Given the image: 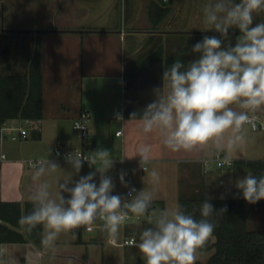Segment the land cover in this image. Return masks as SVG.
Wrapping results in <instances>:
<instances>
[{
  "label": "crops",
  "instance_id": "crops-1",
  "mask_svg": "<svg viewBox=\"0 0 264 264\" xmlns=\"http://www.w3.org/2000/svg\"><path fill=\"white\" fill-rule=\"evenodd\" d=\"M209 0H0V76L22 75L27 71L35 47L39 48L43 87V117L31 121L27 137L19 139L16 146L5 149L4 142L15 131H6L7 137L0 145V201L24 204L30 202L33 169L29 161L49 158L58 163L51 182L61 181L71 175V167L57 158L54 146L62 144L66 150L82 149L85 154L104 148L111 151L114 168L108 173L113 178V194L122 193L117 179L121 170L127 172L126 181L139 189L150 187L156 199L153 208L163 209L190 198L211 200H239L233 198L237 189L230 181L243 177L247 170L241 167L218 168L211 149L192 152H172L156 133L144 134L137 120H129L133 112L142 110L155 97L152 90L163 87V72L176 59L185 64L197 58L192 46L205 35L218 33L203 31L202 6ZM238 2V0H237ZM264 22V13L254 14V24ZM40 31V32H34ZM43 31V32H41ZM238 30H230L235 44ZM82 112L89 115L86 139L81 142L72 130L74 121ZM123 115V122L116 119ZM260 129L246 128V141L233 161L264 163V110L255 113ZM6 124L17 125L18 121ZM123 131L122 137L115 133ZM152 147L150 169L158 171L160 179L155 185L139 168V156H132L142 144ZM5 149V150H4ZM50 149V152H49ZM221 157L223 153H219ZM95 171L87 162L73 181ZM144 177V178H143ZM97 183L99 175L95 178ZM53 192L55 187H53ZM224 199H220L221 195ZM67 195V194H65ZM264 201V200H261ZM260 201V202H261ZM248 204V203H247ZM248 228L264 224V207L248 204ZM251 225V226H250ZM151 225L147 217L140 224L125 228L138 242L139 233ZM252 227V228H251ZM100 224L80 228L77 241L59 240L54 258L69 259L74 251L65 249L84 243L82 233L90 242H97L95 230ZM92 234L93 236H90ZM115 238L106 235L110 246ZM70 243V244H69ZM60 246H64L60 250ZM122 249V248H120ZM123 264H145L139 250L133 246L122 249ZM83 264H91L89 253L75 252ZM128 254V257H126ZM52 254L31 242L0 244V264H44ZM207 258V257H206ZM205 261V260H204ZM48 264V263H47ZM52 264V263H51Z\"/></svg>",
  "mask_w": 264,
  "mask_h": 264
},
{
  "label": "clouds",
  "instance_id": "clouds-1",
  "mask_svg": "<svg viewBox=\"0 0 264 264\" xmlns=\"http://www.w3.org/2000/svg\"><path fill=\"white\" fill-rule=\"evenodd\" d=\"M264 13V0H209L202 6L205 30L219 34L205 35L191 52L195 60L185 64L176 59L163 72V87L152 90L155 99L139 115L133 112L129 120H137L144 134L156 133L172 152H192L211 149L223 153L230 167L237 149L246 141V125L254 127L255 113L264 110V22L254 24V14ZM238 30L235 44L230 30ZM123 121V115L116 113ZM77 129L83 127L76 125ZM50 152V149H49ZM139 156V168L157 184L160 176L148 165L152 162V147L145 143L132 156ZM71 167L68 179L51 177L61 167L49 158L29 161L33 169L28 197L32 209L22 215L18 224L32 234L40 229L41 247L55 257L62 235L76 239L81 227L100 222L102 231L111 238L119 236L121 228L132 218L147 216L151 225L139 233L135 247L145 264H196L201 251L214 241V215L227 208L214 209L206 195L199 214L187 212L179 203L163 209L153 208L156 199L150 187L137 190L126 181L127 172L118 174L126 195L113 194L115 183L108 173L114 168L111 151L98 148L87 154L76 149L64 157ZM87 162L95 171L73 181ZM99 175L97 183L96 177ZM144 178V177H143ZM239 196L248 204L264 200V175L251 172L230 181ZM53 187L55 191L53 192ZM67 194V195H65ZM222 194L220 199H224Z\"/></svg>",
  "mask_w": 264,
  "mask_h": 264
},
{
  "label": "trees",
  "instance_id": "trees-1",
  "mask_svg": "<svg viewBox=\"0 0 264 264\" xmlns=\"http://www.w3.org/2000/svg\"><path fill=\"white\" fill-rule=\"evenodd\" d=\"M162 3L163 1L160 0ZM169 2V1H168ZM167 2V3H168ZM43 117V87L39 48L35 47L27 71L22 75L0 76V131L8 121H38ZM241 167L256 176L264 175V163L240 162ZM233 166V167H234ZM205 198H190L180 201L187 212L199 220V209ZM214 209L226 207L224 214L214 215L216 228L214 241H210L201 253L208 254L206 262L196 264H264V229L248 228V204L239 200H210ZM256 205L264 207V201ZM31 202L24 204L0 201V244H23L31 242L40 247V229L28 234L18 224L19 218L30 212ZM147 217V216H146ZM144 218L140 223L144 221ZM139 223V224H140ZM79 232V229L76 230ZM135 230L126 231L134 236ZM85 264V263H84Z\"/></svg>",
  "mask_w": 264,
  "mask_h": 264
},
{
  "label": "built area",
  "instance_id": "built-area-1",
  "mask_svg": "<svg viewBox=\"0 0 264 264\" xmlns=\"http://www.w3.org/2000/svg\"><path fill=\"white\" fill-rule=\"evenodd\" d=\"M163 3H167L169 0H162ZM123 122V121H121ZM7 122H5L2 127H1V131H0V145L2 144V142L5 140V138L7 137V135H5V132L6 131H15L17 133L16 134H13L11 136H9V139L12 141V142H17L19 139H25L27 137V131L25 128L29 127L31 125V121H28V120H25V121H18V124L17 125H12V124H6ZM89 123H90V118H89V115L88 113L86 112H82L80 114V116L74 121L73 125H72V130L76 133L77 135V138L79 141L83 142L85 139H86V135H87V132L89 130ZM254 127L252 125H246L248 126L252 131H257L260 129V125H259V119H258V116L255 114V118H254ZM79 124L81 125L83 128L82 129H77L75 128L76 125ZM122 129L117 131L115 133V136L116 137H122ZM54 149H55V152H56V155H57V158L60 160V161H63V162H66L64 157L67 153L69 152H72L73 150H66L62 144H55L54 146ZM76 150V149H74ZM83 152L82 149H79ZM84 153V152H83ZM5 155L3 153L0 154V160H5ZM215 165L222 169V168H231L234 166V161L232 162L231 166L229 167L225 162H224V159L223 157H221L219 154H216L215 155V158L213 159ZM117 179L119 180L118 178V175H117ZM130 182V181H129ZM130 187H135L137 190H140L136 185H134L132 182H130ZM128 191V188H125L123 185H122V193L121 195H126ZM143 218H141L139 221L136 220L135 218H132L130 219L123 227H122V237L120 239L119 242H116V241H112L111 243L115 246H118L122 249H125L126 247H129V246H133L135 245V240L133 238H128L125 234V228L127 225H130V224H139L141 221H142Z\"/></svg>",
  "mask_w": 264,
  "mask_h": 264
},
{
  "label": "rangeland",
  "instance_id": "rangeland-1",
  "mask_svg": "<svg viewBox=\"0 0 264 264\" xmlns=\"http://www.w3.org/2000/svg\"><path fill=\"white\" fill-rule=\"evenodd\" d=\"M28 129H26L27 131ZM19 141V140H18ZM17 142H12L10 139L4 142V148H10L13 146H16ZM4 149V150H5ZM148 221V220H147ZM100 222H97L96 225H99ZM251 226V225H250ZM84 229V227H81ZM252 228V227H251ZM264 229V224L261 223V226L256 225V227H254V230H261ZM93 235L98 236V241L95 242H90L89 241V236L88 234H85L84 232L82 233V239L84 240V243H81V245L78 244H73V246H67V248L65 249L68 251H81L82 253H89V257H90V261H88L91 264H123V257H125L122 249L120 248H116V247H112L108 244L107 239H106V234L102 231V230H95L93 232ZM92 234H90V236H93ZM121 235V231L119 236ZM119 236H117L115 239L119 240ZM71 235H62L60 237V240L64 241L65 243L70 242ZM78 237H76V239H73L74 241H77ZM70 244V243H69ZM60 250L64 249V246H60L59 248ZM73 254V257L71 256L69 259H63L61 257H57V258H51L53 260H49L48 258H46L44 260V264H83L78 258H76L75 256H77V254ZM126 257H128V254H126ZM207 257V258H206ZM209 255L205 254V253H201V255L199 256V259L197 261L199 262H206L208 259ZM205 260V261H204ZM83 262L85 263V261L83 260Z\"/></svg>",
  "mask_w": 264,
  "mask_h": 264
},
{
  "label": "water",
  "instance_id": "water-1",
  "mask_svg": "<svg viewBox=\"0 0 264 264\" xmlns=\"http://www.w3.org/2000/svg\"><path fill=\"white\" fill-rule=\"evenodd\" d=\"M34 32H40V31H34ZM41 32H43V31H41Z\"/></svg>",
  "mask_w": 264,
  "mask_h": 264
}]
</instances>
